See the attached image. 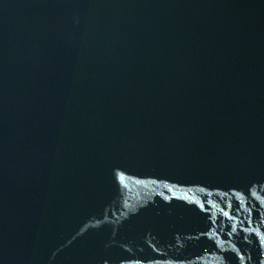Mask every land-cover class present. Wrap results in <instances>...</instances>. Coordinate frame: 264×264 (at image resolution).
<instances>
[{
  "label": "water",
  "instance_id": "water-1",
  "mask_svg": "<svg viewBox=\"0 0 264 264\" xmlns=\"http://www.w3.org/2000/svg\"><path fill=\"white\" fill-rule=\"evenodd\" d=\"M0 264H264V0H0Z\"/></svg>",
  "mask_w": 264,
  "mask_h": 264
}]
</instances>
